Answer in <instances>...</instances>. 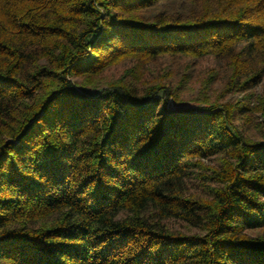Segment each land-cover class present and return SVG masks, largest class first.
<instances>
[{"label": "trees", "instance_id": "trees-1", "mask_svg": "<svg viewBox=\"0 0 264 264\" xmlns=\"http://www.w3.org/2000/svg\"><path fill=\"white\" fill-rule=\"evenodd\" d=\"M204 57L259 85L264 0H0V264H264V100L169 110L184 85L135 67L98 89Z\"/></svg>", "mask_w": 264, "mask_h": 264}, {"label": "rangeland", "instance_id": "rangeland-1", "mask_svg": "<svg viewBox=\"0 0 264 264\" xmlns=\"http://www.w3.org/2000/svg\"><path fill=\"white\" fill-rule=\"evenodd\" d=\"M135 67V68H134ZM134 68V71L139 74V84L148 85L157 81L167 82L172 84H183L185 90L181 95V102L175 104L171 99L167 102L169 110H183V109H197L201 107L200 103L196 102L198 99L206 96L211 102H218L220 104H243L249 103L250 107L256 106L259 100H264V78H262L259 85L248 93H236L225 90V83L227 80V71L225 62H218L212 58L204 57L202 59H168L162 58L155 63L136 65L134 61H125L118 66L112 67L98 83V89H103L106 83L118 80L126 71ZM138 69V70H137ZM212 76V77H211ZM207 87H203L205 83ZM99 90H90L91 94L99 92ZM236 119L235 125L241 126V133L244 137L252 141H259V122L258 114L251 117V123H244L240 125ZM217 162L214 160L204 161L206 169L216 167ZM201 174L208 176V171H202ZM201 176V175H200ZM190 194L204 195L203 188L199 183V179L192 181L189 185ZM171 230L177 233L197 234L194 229H189L185 225L176 222H168Z\"/></svg>", "mask_w": 264, "mask_h": 264}]
</instances>
